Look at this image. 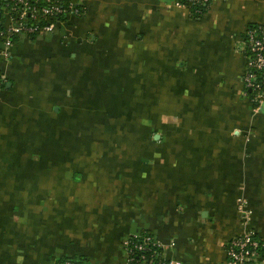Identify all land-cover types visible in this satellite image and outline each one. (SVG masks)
Masks as SVG:
<instances>
[{
	"label": "crops",
	"instance_id": "crops-1",
	"mask_svg": "<svg viewBox=\"0 0 264 264\" xmlns=\"http://www.w3.org/2000/svg\"><path fill=\"white\" fill-rule=\"evenodd\" d=\"M79 3L0 56V264H127L143 232L167 259L226 264L233 237H264V104L243 83L263 0Z\"/></svg>",
	"mask_w": 264,
	"mask_h": 264
},
{
	"label": "built area",
	"instance_id": "built-area-1",
	"mask_svg": "<svg viewBox=\"0 0 264 264\" xmlns=\"http://www.w3.org/2000/svg\"><path fill=\"white\" fill-rule=\"evenodd\" d=\"M203 1L187 0L194 5ZM180 7L190 9L184 0H173ZM4 28L0 30L2 48L0 56L8 57L13 45L14 35H39L53 31L62 18L81 16L84 7L79 0H10L3 6ZM197 13L201 10L197 9ZM244 55L246 69L243 75L244 95L258 110L264 104V23L252 24L244 37ZM5 84L4 74L0 73V92ZM242 201L239 210L245 222L251 215L244 209ZM127 253V264H183L179 260L167 259L164 256L166 244L150 232L132 234L123 242ZM62 264H83L81 261L66 259ZM226 264H264V237L258 236L255 230L248 229L233 237L226 247Z\"/></svg>",
	"mask_w": 264,
	"mask_h": 264
},
{
	"label": "trees",
	"instance_id": "trees-1",
	"mask_svg": "<svg viewBox=\"0 0 264 264\" xmlns=\"http://www.w3.org/2000/svg\"><path fill=\"white\" fill-rule=\"evenodd\" d=\"M10 0H0V30H2L4 28V10H3V6H5L6 3H8ZM186 2V4H189L190 10L196 15V16H200V14L204 13V11L207 8V5L210 3H204L203 1H201L200 3L197 4H193V3H189L187 2V0H184ZM197 9L201 10V12L197 13ZM63 20H66L65 18H62ZM33 36H37V35H33ZM21 38V35H14L12 36L13 42H18ZM0 42H2V37L0 36ZM0 73H2V71L0 70ZM5 85V84H4ZM66 259H74V260H78L81 261L83 264H88L86 259L84 257H63L61 259H59L56 264H62Z\"/></svg>",
	"mask_w": 264,
	"mask_h": 264
},
{
	"label": "rangeland",
	"instance_id": "rangeland-1",
	"mask_svg": "<svg viewBox=\"0 0 264 264\" xmlns=\"http://www.w3.org/2000/svg\"><path fill=\"white\" fill-rule=\"evenodd\" d=\"M262 6L264 7V0H263V4H262ZM263 14H264V12H263ZM264 16V15H263ZM264 20V19H263ZM244 48H245V44H244ZM31 52L33 53V55L35 54L36 56H39L40 54H41V50H40V47H38V46H33L32 48H31ZM126 102H127V100H126ZM135 104V102H133V103H131L130 101H129V103L127 104H125V105H123V106H119V110H122V109H125V108H127V109H129V110H134L133 108H132V106H135L134 105ZM264 106V105H263ZM145 108V103H143V104H141L140 102H138V110H143ZM122 123L124 122V120H120ZM128 136V135H127ZM110 140H112V139H110ZM76 257V256H75Z\"/></svg>",
	"mask_w": 264,
	"mask_h": 264
}]
</instances>
